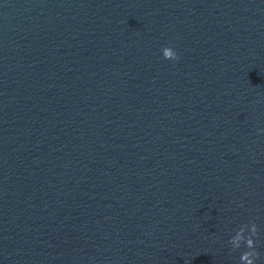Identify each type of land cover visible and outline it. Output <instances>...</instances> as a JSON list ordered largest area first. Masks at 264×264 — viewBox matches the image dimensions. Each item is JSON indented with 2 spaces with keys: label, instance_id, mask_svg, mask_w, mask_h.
I'll list each match as a JSON object with an SVG mask.
<instances>
[{
  "label": "water",
  "instance_id": "water-1",
  "mask_svg": "<svg viewBox=\"0 0 264 264\" xmlns=\"http://www.w3.org/2000/svg\"><path fill=\"white\" fill-rule=\"evenodd\" d=\"M258 129L264 0H0V264H264Z\"/></svg>",
  "mask_w": 264,
  "mask_h": 264
},
{
  "label": "clouds",
  "instance_id": "clouds-1",
  "mask_svg": "<svg viewBox=\"0 0 264 264\" xmlns=\"http://www.w3.org/2000/svg\"><path fill=\"white\" fill-rule=\"evenodd\" d=\"M162 57L166 60L176 61L179 59L178 53L171 47L165 46L161 49ZM258 132H264V129H258ZM259 238V229L256 223L242 224L235 230V234L229 239L228 243L232 251L245 248L240 255V264H256L260 259V252L257 249V240Z\"/></svg>",
  "mask_w": 264,
  "mask_h": 264
}]
</instances>
